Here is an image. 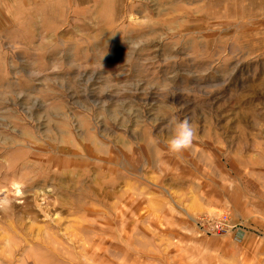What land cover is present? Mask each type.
Wrapping results in <instances>:
<instances>
[{
	"label": "rangeland",
	"instance_id": "obj_1",
	"mask_svg": "<svg viewBox=\"0 0 264 264\" xmlns=\"http://www.w3.org/2000/svg\"><path fill=\"white\" fill-rule=\"evenodd\" d=\"M0 202V264H264V0H0Z\"/></svg>",
	"mask_w": 264,
	"mask_h": 264
},
{
	"label": "built area",
	"instance_id": "obj_2",
	"mask_svg": "<svg viewBox=\"0 0 264 264\" xmlns=\"http://www.w3.org/2000/svg\"><path fill=\"white\" fill-rule=\"evenodd\" d=\"M198 236L204 235H231L235 239L242 236V229L239 227L241 222L233 220L230 213L221 210L216 214H204L190 218Z\"/></svg>",
	"mask_w": 264,
	"mask_h": 264
},
{
	"label": "clouds",
	"instance_id": "obj_3",
	"mask_svg": "<svg viewBox=\"0 0 264 264\" xmlns=\"http://www.w3.org/2000/svg\"><path fill=\"white\" fill-rule=\"evenodd\" d=\"M196 132L188 119H178L171 122L170 135L166 141L168 152L180 155L188 150L195 139ZM5 206L0 202V207Z\"/></svg>",
	"mask_w": 264,
	"mask_h": 264
},
{
	"label": "crops",
	"instance_id": "obj_4",
	"mask_svg": "<svg viewBox=\"0 0 264 264\" xmlns=\"http://www.w3.org/2000/svg\"><path fill=\"white\" fill-rule=\"evenodd\" d=\"M189 216L188 214L185 215V218ZM188 224V226H187ZM190 220L188 221V219H186V223L184 220L182 219H177L174 223V227H175V233L174 236L177 235L178 237L182 236L183 233V240L185 241L186 244H189L188 246L195 248L197 247L198 253H201L203 255H210V256H214L216 254H218V256L220 254H223L224 251L222 250H215L213 248H210L208 246H202V242L199 239H196L193 234L194 232L191 230V225H190ZM191 230V231H190ZM195 235V234H194ZM248 237V239H247ZM245 241L250 239V233L247 235ZM174 238V237H173ZM198 238V237H197ZM249 242L247 241V244ZM235 248L238 250V247L235 245V247H233L232 252L235 251ZM239 251V250H238Z\"/></svg>",
	"mask_w": 264,
	"mask_h": 264
}]
</instances>
